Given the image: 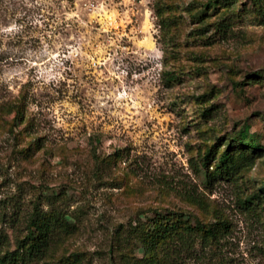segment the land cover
<instances>
[{"label": "rangeland", "instance_id": "obj_1", "mask_svg": "<svg viewBox=\"0 0 264 264\" xmlns=\"http://www.w3.org/2000/svg\"><path fill=\"white\" fill-rule=\"evenodd\" d=\"M263 185L264 0H0V257L34 219L25 264H264ZM171 212L227 227L159 263Z\"/></svg>", "mask_w": 264, "mask_h": 264}, {"label": "trees", "instance_id": "obj_2", "mask_svg": "<svg viewBox=\"0 0 264 264\" xmlns=\"http://www.w3.org/2000/svg\"><path fill=\"white\" fill-rule=\"evenodd\" d=\"M237 142L240 146L247 149L249 153L259 149L255 142L247 140L246 129L240 132ZM247 155L246 152L238 153L234 160L232 155L223 153L220 157L219 165L221 164L220 167L223 171L231 173L232 171H228L231 168L234 170L237 164L244 162ZM237 159L240 160L236 161ZM183 216L182 213L171 212L158 217L156 220H153L146 233L139 236L140 241L149 247L152 259L159 263H166L169 260L167 250L175 241H185L188 243L194 241L215 242L218 231L227 227V222H219L209 226L201 224L192 226L184 220ZM36 221L32 219L28 226L29 232L26 235L27 248L21 250L22 248L20 247V251L18 250V252L4 253L0 257V264H25V262L32 260L34 257H41L45 253L50 239L48 236V226L44 223L40 230L35 229L36 226L40 225ZM32 231H37V233Z\"/></svg>", "mask_w": 264, "mask_h": 264}]
</instances>
